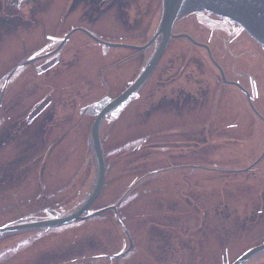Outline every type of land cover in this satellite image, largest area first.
<instances>
[{"label":"rangeland","instance_id":"374dc122","mask_svg":"<svg viewBox=\"0 0 264 264\" xmlns=\"http://www.w3.org/2000/svg\"><path fill=\"white\" fill-rule=\"evenodd\" d=\"M10 1L0 0V92L13 70L2 91L13 106L0 104V227L59 217L88 193L95 176L88 133L103 103L77 110L63 101L97 95L92 92L97 74L107 87L98 94L116 96L139 75L154 49L152 44L136 53L99 44L80 29L107 43L139 46L150 39L161 10L157 0H120L126 2L124 8L118 0L98 5L93 0H30L24 6ZM195 23V15H187L174 30L192 32ZM73 29L59 52L19 66L54 49ZM222 48L219 64L224 78L230 79V73L243 66ZM164 52L140 92L102 121V149L109 152L107 185L83 213L117 201L127 186V202L118 213L131 237L130 249L126 252L127 237L109 209L87 219L0 234V264H228L255 245L264 212L258 215L263 222L249 224L248 218L259 206V197L264 198V180L256 171L226 170L246 166L245 154L253 155L247 165L257 161L264 148L263 121L252 114L242 94L245 87L224 82L201 49L173 39ZM199 62L207 68L205 73L216 74L199 78ZM251 66V101L264 117V62L257 59ZM173 90L178 101L182 96L188 101L171 106ZM202 96L199 111L184 119L187 108ZM213 102L218 103L216 109ZM237 119L241 128L222 126ZM137 145L154 148L155 153L146 151L148 157H141ZM38 151L44 155L31 179L34 167L26 169L22 154ZM171 162L169 173L159 171L130 183L142 172L154 174L152 167ZM183 191L197 196L191 205ZM244 264H264V251Z\"/></svg>","mask_w":264,"mask_h":264},{"label":"water","instance_id":"95a60500","mask_svg":"<svg viewBox=\"0 0 264 264\" xmlns=\"http://www.w3.org/2000/svg\"><path fill=\"white\" fill-rule=\"evenodd\" d=\"M161 2L162 4L160 10V19L157 28L156 30L154 29L155 30L154 34L144 45L137 46V45H129V44L107 43L99 40L98 38L88 33L87 31L80 29L81 31H84L86 34H88L96 42L111 47H126V48L136 49L139 51H144L148 49V47L154 42H156V47L154 45L155 47L154 52L152 53L146 65L143 64L144 68L139 73V75L136 76L137 78L126 89H124L117 96H115L113 99L107 102L95 115L90 125L89 142H90V147L92 150L94 165H95V179L94 177L90 179L88 193H86L80 200H78L73 206H71L65 213H63L59 217L0 227V234L19 231V230L56 226L69 222L74 219H86L94 214H97L104 210L111 209L114 211L116 219L118 220L121 228L124 230V232L128 237L129 245L127 249L130 248L132 243L128 231L126 230L125 226L120 222L118 218L116 205L105 207L89 215H82V213H84V211L92 204V202L99 195L104 182L105 163H104V156L101 146L102 120L114 109H116L123 102L128 100L132 95H134L136 91L143 85V83L147 80V78L151 74L152 70L154 69L155 65L157 64L158 60L163 54L164 50L166 49V46L171 38H176L180 36L185 37L191 42L207 48L205 45L194 41L187 34L173 33V26L175 22L179 18H181L182 16L188 13L206 11L213 13L214 15L229 19L238 26L242 27L243 30L249 36H251L256 42H258L264 48V0H161ZM72 32H74V29L68 32L66 36L62 39V41L52 51L44 55L35 57L33 59L27 60L25 62H22L21 64H19V66L29 62H33L37 59L55 53L64 44V42ZM209 58L211 62L218 68L222 80L224 82H228L225 80L223 71L219 67V65L214 61V59L210 55ZM10 75L11 74H9L8 77L6 78V83ZM228 83H232V82H228ZM243 91L247 98L249 106L252 108V110L259 118H262V116L254 109L249 99L248 92H246L245 90ZM262 251H264V243L249 249L248 251L240 255L237 259H235L231 264H243L249 258Z\"/></svg>","mask_w":264,"mask_h":264},{"label":"flooded vegetation","instance_id":"af4514ba","mask_svg":"<svg viewBox=\"0 0 264 264\" xmlns=\"http://www.w3.org/2000/svg\"><path fill=\"white\" fill-rule=\"evenodd\" d=\"M29 1L30 0H11L10 4H13L15 6H24L25 3L27 5H30ZM72 1H74V0H72ZM93 3H95V5H98V2H96L95 0H93ZM82 4L84 5L83 8L88 7L87 4H84V3H82ZM71 5L73 6L74 3H71ZM192 14L195 15V21H196L194 29L192 30V32L185 30L186 32H184V33L190 35L196 42H199V43H201L207 47V48H205V47L193 44L198 49H201V54L204 56L203 59H207V61L209 63H211V61L209 59V55H210L218 63V65L221 67L224 75H226V72L224 70V67L221 64H219V60H218L219 56H221L223 51H224L222 46H225V48L228 49L227 53L228 54L230 53L233 56V58L240 60L243 68L236 69L235 71H233V73H230V75H229L230 77H228L230 79H226V78L225 79L229 82H232V84H230V83L229 84L233 85L237 88H238V86L233 84V83L240 84L241 87H245L244 89L245 90L247 89L246 91L250 94V97H251V95L254 94L253 87L255 85V79L252 76V74H249L248 70L250 67H252L251 65L254 64L255 60L259 59V60H262L264 62V48L261 47L254 39H252L241 27L237 26L234 22H232L228 19H224V18L215 16V15L208 13V12H198V13H192ZM196 15H198V16H196ZM176 23H175V25H176ZM175 25H174V27H175ZM173 32L176 33L177 31H175L173 28ZM178 32H180V31H178ZM179 38H182V37H179ZM170 42L168 44V47L170 45ZM185 42L189 46L191 45L190 40L187 39ZM193 45H191V46L194 47ZM159 62H158V64H159ZM216 70L219 73V70L218 69H216ZM207 74H210V75H208V77L210 79V76L212 74H216V73L214 71H213V73H210V72L203 73V74L199 73V78L204 77ZM199 78H194V79H199ZM214 79L217 80V77H214ZM169 81L171 82V80H169ZM190 81H192V80H190ZM199 81L204 82L206 80L199 79ZM188 84H190L189 81L186 83V85H188ZM3 85H4V82H3ZM143 85H142V87H143ZM8 86H9V82H7L6 88H8ZM214 86H216V85H214ZM213 87H212V90L214 93L216 91V89H214ZM6 88H5V90H6ZM172 89H170V90H172ZM209 92L210 91L207 92L208 96L210 94ZM171 94H172V98H171L172 104H176V103L183 104L186 101H188V99H186L185 96H182L180 98V100L178 101V98L175 97V95L178 96V94L174 90L171 91ZM242 94L244 95L243 92H242ZM9 97H10V95L8 96L7 99L2 98L1 105H3V103H4V104H7L8 108H12L13 104L11 102H9ZM244 97H245V95H244ZM192 100L193 99H190V101H192ZM217 100H218V102H221L220 95L217 97ZM10 101H11V98H10ZM213 103L216 106L218 104V103L216 104V102H213ZM211 118L212 117L208 116L209 120ZM184 119H186V120L190 119L189 113L184 114ZM235 122H236V125H238L239 119L235 120ZM261 123H262V121H261ZM263 124H264V121H263ZM253 149H254V147H253ZM262 153L264 155V148L260 154H262ZM263 157L264 156H261L257 161L251 162L249 165L250 166L255 165ZM214 264H220V262L215 261Z\"/></svg>","mask_w":264,"mask_h":264},{"label":"trees","instance_id":"16d2710c","mask_svg":"<svg viewBox=\"0 0 264 264\" xmlns=\"http://www.w3.org/2000/svg\"><path fill=\"white\" fill-rule=\"evenodd\" d=\"M96 2H99L100 4H101V2H102V0H95ZM116 1V0H115ZM119 1V4H120V6H121V8H124V6H125V3L126 2H121L120 3V0H118ZM122 1V0H121ZM160 2L161 3V1L160 0H157V2ZM145 6H146V3H144V2H142ZM131 4H132V2L131 3H127L126 4V7L127 8H130V6H131ZM137 8V5H136V7H135V9ZM178 40H180V39H178ZM183 40H185V39H183ZM133 51H135L136 53H137V51L136 50H133ZM196 65H198V67H196V69L198 70V72L201 74V73H205L207 70V68L203 65V63L201 64L200 62L199 63H196ZM206 70V71H205ZM183 72H184V70H182V72H180L181 74H183ZM95 82H96V84H95ZM146 84V83H145ZM144 84V85H145ZM93 85H94V87H93V93H97V95H94V96H85L84 98H77V96H74L73 97V99L72 98H68L67 100H65V101H63L65 104H67L68 105V107L70 106L71 108H72V106H73V109H75V108H77V110H81L83 107H86L87 108V106L89 105V104H91L92 102H94L95 103V105L96 104H98V103H103V104H105L107 101H109L110 99L107 97V92H102V93H100V94H98V92H99V88L102 90H105V88L107 89V87L105 86V84L100 80V78H99V75L97 74V75H95V77H94V81H93ZM78 91L79 90H76L71 96H73V95H77V93H78ZM53 94V93H52ZM51 94V95H52ZM80 95V94H79ZM90 95V94H89ZM204 96H202V97H200V99H199V101H198V103L196 104V105H191V106H189L188 108H187V110L186 111H188L187 113H189V115H190V119H192L194 116H193V114L191 113V112H197V111H199V107H201V105H202V98H203ZM47 102H50V100L49 101H47ZM103 104H102V106H103ZM175 106V104H172L171 103V106ZM214 106V108L216 109V105H213ZM53 105H51L50 106V109L51 110H53ZM176 108H178V107H173L172 109H174V111H175V109ZM213 108V107H212ZM73 109H72V111H71V113H73ZM251 110V109H250ZM252 112V111H251ZM252 114H253V112H252ZM56 115H58V114H56ZM208 115V114H207ZM254 115V114H253ZM146 116H149V115H146ZM208 116H210V117H213V115H212V113L210 112L209 113V115ZM58 117H60V116H58ZM64 118V117H63ZM61 122H63V120H61ZM207 125L209 124V122H210V120L208 119L207 121ZM240 122L238 123V125H236V122H235V120L234 121H231V122H228V123H225V124H223L222 126L223 127H228V126H230V127H233V128H241L240 127ZM216 132H219L220 134H226V132L224 131V130H221V132H220V130H216ZM18 138H19V136H18ZM203 139V141H206L207 140V138H202ZM232 140H233V138H232ZM124 144H127V143H124ZM123 145V144H122ZM149 147V146H148ZM148 147H139V145H137L136 147H135V151H139V155L141 156V157H148L147 155H146V151H150L151 150V152H153V153H155L153 150H154V148H148ZM155 147V146H154ZM169 148H173V146L172 147H169ZM43 148H41V149H38L39 151L40 150H42ZM36 152L35 154H33V155H30V154H27L26 152H24L22 155H23V159H24V165L26 166V169H27V167L28 168H30L31 169V167H34L33 168V170L29 173V176H30V178L32 179V178H34L35 176H37V174H38V168H36V166H37V164H38V162L40 161V159L38 160V158L39 157H41V155H44V152ZM89 151L91 152V150H90V148H89ZM103 154H104V160H105V179H104V184H103V188H102V190L105 188V186L107 185V175H108V169H109V165L107 166V163H108V155L107 154H109V152H107V151H104L103 150ZM173 155H175V156H179V154H173ZM18 156H19V154H18ZM253 155L252 154H245L244 155V157H243V160H242V163H244L246 166H242V165H239V166H237L236 168H232V169H230V168H228V169H230V170H226V171H233V172H235V173H237V174H239V172H247V173H249V172H254V171H256L259 175H262V178H263V180H264V157L262 158V159H260L259 160V162H257L255 165H252V166H249V165H247V162L246 161H248L247 159H249V158H251ZM16 159H18V157H15ZM246 158V159H245ZM41 159H42V157H41ZM147 159V158H146ZM254 160V159H253ZM148 161V160H147ZM178 161V160H177ZM107 162V163H106ZM149 163H151V161L149 162ZM232 163H233V161H232ZM236 163V162H235ZM237 164H240V162H237ZM250 164V163H249ZM172 166V162L170 163V164H168L166 167H162V166H155V167H152L155 171H154V174L151 172V170H146L145 172H142L140 175H138L137 176V178L133 181V182H130V183H140V182H142V181H144L146 178H150V177H152V176H155V173H157V172H159V171H162V172H165V171H167L168 173L172 170H170V167ZM249 166V167H248ZM160 167H162V168H160ZM204 170H207V169H204ZM30 171V170H29ZM259 171H261V172H259ZM27 179H29V178H27ZM185 180V179H184ZM129 183V184H130ZM127 187V186H126ZM124 188V190L117 196V201L123 196V198H122V200H121V202L119 203V205H118V209H120L121 210V208L123 207V205L127 202V198H126V196L127 195H124L125 193H126V191H128V187L127 188ZM184 188H186V186H185V184H184ZM187 189V188H186ZM189 190V189H188ZM182 193H185L184 195H183V198H184V196H185V198L186 199H188V201H189V203H190V205H191V202H192V200H193V198H197V196H192L193 198H191V196H187L188 194L185 192V191H183ZM259 199L261 200V202H260V204H259V206L257 207V206H255L251 211V213H252V216L251 217H249L248 218V223L249 224H252V223H254L256 220H259V221H262V218L261 217H259L258 218V215H263L261 212H264V198H263V200L259 197ZM117 201H112L111 203L109 202L107 205H111V204H114V203H116ZM263 206V210H261V208L260 207H262ZM164 210V209H163ZM161 211L159 214H161V213H165V210L164 211ZM254 215V216H253ZM171 216H173V215H171ZM184 220V219H183ZM264 221V220H263ZM262 221V222H263ZM259 239H255V241H256V243H255V245L256 244H259V243H262V242H264V226H263V231L259 234ZM254 246V245H253Z\"/></svg>","mask_w":264,"mask_h":264}]
</instances>
